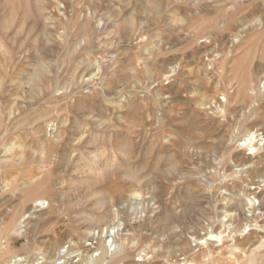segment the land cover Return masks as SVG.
I'll use <instances>...</instances> for the list:
<instances>
[{"label":"rangeland","instance_id":"obj_1","mask_svg":"<svg viewBox=\"0 0 264 264\" xmlns=\"http://www.w3.org/2000/svg\"><path fill=\"white\" fill-rule=\"evenodd\" d=\"M12 3L0 0V264H48L133 192L161 207L136 231L163 251L150 264H264V207L249 209L264 149H247L255 130L264 143V0Z\"/></svg>","mask_w":264,"mask_h":264},{"label":"built area","instance_id":"obj_2","mask_svg":"<svg viewBox=\"0 0 264 264\" xmlns=\"http://www.w3.org/2000/svg\"><path fill=\"white\" fill-rule=\"evenodd\" d=\"M260 93L264 94V81ZM260 141L261 139H255V142L247 145V149L258 146L256 151L260 154L259 149H262L261 151L264 149V143L261 145ZM260 184L264 187L262 181ZM160 213V204L152 194L148 192L130 193L112 208L111 220L90 229L84 240L68 239L56 253L48 256V264H150L158 259L163 251L160 247H154L153 242L146 243L142 232L136 234V231H141L146 225L157 221ZM210 229L206 226L201 236L205 237ZM195 244L193 242L194 247L203 246V244ZM125 249L133 255L131 261H119ZM170 261L171 258L166 257L164 262L169 264ZM15 263L47 264L41 258L31 260L25 257L16 259Z\"/></svg>","mask_w":264,"mask_h":264},{"label":"bare ground","instance_id":"obj_3","mask_svg":"<svg viewBox=\"0 0 264 264\" xmlns=\"http://www.w3.org/2000/svg\"><path fill=\"white\" fill-rule=\"evenodd\" d=\"M11 2H13L12 4H14L15 3V0H11ZM1 19V18H0ZM7 24V23H6ZM35 72V71H34ZM171 72H176V67H173L172 69H171ZM29 73V72H28ZM42 74V73H41ZM47 74V73H46ZM33 75H35V74H33ZM26 76H28V75H26ZM29 77H31V76H29ZM34 80V79H33ZM39 81V80H38ZM12 82V81H11ZM22 82V81H21ZM24 82V81H23ZM33 84V83H32ZM8 85V84H7ZM25 86H26V84H25ZM1 90V89H0ZM7 94V93H6ZM116 97L117 98H121V95H120V93H117L116 94ZM14 99H15V97H13ZM19 98V97H18ZM21 99V98H20ZM23 100V99H22ZM33 100V99H32ZM5 101V100H4ZM23 101H25V100H23ZM26 102H27V100H26ZM11 109H9V111H10ZM13 110V109H12ZM16 111V110H15ZM19 111V110H18ZM220 112H224V110L223 109H220L219 110ZM37 116V115H36ZM99 123V122H98ZM105 123V122H104ZM99 125V124H98ZM257 132H259L258 130H255L254 131V133H257ZM252 132H250V134L247 136V137H250V139L253 141V140H255L254 138L256 137V135H255V137L253 138V135H254V133H252ZM247 139V138H246ZM84 140V137L83 136H81L79 139H78V141L79 142H81V141H83ZM263 140V139H262ZM42 141V140H41ZM251 141V142H252ZM250 142V141H249ZM26 143V142H25ZM244 143V142H243ZM13 144V143H12ZM89 144V143H88ZM244 145V144H243ZM19 147V146H18ZM1 148V147H0ZM15 150H16V148H14V146L13 145H9V146H7V147H4V149H3V154H2V157H4V158H8V157H10L14 152H15ZM253 150H255V149H253ZM256 151V150H255ZM9 159H11V158H9ZM34 159V158H33ZM252 160V159H251ZM250 160V161H251ZM20 161V160H19ZM248 162H250L249 161V159L247 160ZM19 163V162H18ZM249 165V164H248ZM72 166V165H71ZM247 166V165H246ZM257 179V178H256ZM256 181V180H255ZM260 181H262V183H264V179H258L257 180V182H260ZM131 182L132 183H135V182H137V180H133V179H131ZM138 183V182H137ZM37 188V187H36ZM35 188V189H36ZM39 197V196H38ZM40 203H41V201L40 200H37L36 201V207H39L40 206ZM257 204V203H256ZM256 204H255V202L253 201V200H251V204H250V212L253 214V218H254V215H256V212L260 209V208H262V207H264V199H261V202H260V204H259V206H256ZM245 205H248V204H245ZM245 207H243V209H244ZM242 209V210H243ZM247 210V209H246ZM39 211H41V210H38L37 212H39ZM245 211V210H244ZM243 211V212H244ZM237 215V214H236ZM239 215V214H238ZM227 217H229L230 219H231V217L232 216H234V215H231V214H227L226 215ZM225 216V217H226ZM227 217H226V220H227ZM233 218H235V216L233 217ZM229 219V220H230ZM235 220H237V219H235ZM231 221V220H230ZM232 221H233V219H232ZM234 222V221H233ZM227 223V222H226ZM225 223V224H226ZM248 224V223H247ZM225 226V228H229L230 227V224H226V225H224ZM247 227H251V225H247ZM231 228V227H230ZM232 230V229H231ZM252 230H255V229H253V228H251V231ZM229 231V230H228ZM207 237H210V238H208L209 240H211V239H216V240H219V242L221 241H223L224 240V236H223V234L222 233H217V234H213V233H210V234H208V236ZM206 237V238H207ZM206 242V239H205V241H204V243ZM16 261V260H15ZM188 264H190V263H188Z\"/></svg>","mask_w":264,"mask_h":264}]
</instances>
